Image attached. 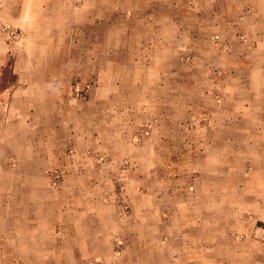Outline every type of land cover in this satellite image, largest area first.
I'll return each instance as SVG.
<instances>
[{
    "label": "rangeland",
    "instance_id": "1",
    "mask_svg": "<svg viewBox=\"0 0 264 264\" xmlns=\"http://www.w3.org/2000/svg\"><path fill=\"white\" fill-rule=\"evenodd\" d=\"M162 5L172 11V23L159 27V41L143 45L150 47L151 59L115 58L106 75L102 45L80 43L77 59L69 61L77 71L69 92L72 117L80 134H92V148L69 144L60 167L11 156L0 160L3 259L10 243L14 264L28 260L29 247L40 244L76 252L78 264L164 261L171 253L180 257L183 245H201V254L220 258L221 245L243 239L221 229L230 227L231 204L240 201L234 186L245 185L250 167H264V0ZM39 126L8 127L31 137ZM0 152L1 158L5 149ZM40 158L31 156L35 163ZM92 194L120 209L122 235L112 231L102 241L46 235L39 219L44 213L31 211L61 197L80 208ZM12 212L13 236L6 220ZM79 229L86 230H55ZM263 229L254 223L251 238L264 243Z\"/></svg>",
    "mask_w": 264,
    "mask_h": 264
},
{
    "label": "crops",
    "instance_id": "2",
    "mask_svg": "<svg viewBox=\"0 0 264 264\" xmlns=\"http://www.w3.org/2000/svg\"><path fill=\"white\" fill-rule=\"evenodd\" d=\"M167 6L162 5V0H0V126H6L0 127V150L5 149L0 160L11 156L8 160L60 167L69 144L75 149L92 148V134L79 133L70 107V83L77 75L70 62L77 59L78 44L102 45L101 67L106 75L110 74V61L115 58L128 60L127 63L151 59L154 54L150 47L143 49V45L159 41V27L172 23V11ZM162 41L167 43L165 39ZM113 45L118 46L117 52L111 51ZM120 66L125 68L126 63ZM15 122H38L40 126L33 136L25 137L10 131L8 126ZM32 140L38 143L28 142ZM31 156L42 159L35 163ZM257 168L255 171V167H250L245 173V185L234 186L240 201L231 204L232 221L230 227L221 229V234L243 236V239L221 245L219 252L223 256L201 254L205 249L201 245H183L180 257L175 258L171 253V258L164 261L127 259L125 264H255L259 259L264 262V243L251 238L254 223L264 225V167ZM96 195L92 194L89 202L80 208L71 199L61 197L63 201L35 205L31 211L44 213L45 217L39 219L43 220L40 226L47 230L46 235L80 234L101 241L109 238L112 231L122 235L120 209ZM77 214L81 215L80 221ZM13 219V212L7 215L11 236ZM79 226L86 230H55H77ZM40 245L29 247L32 253L24 255L28 260L16 264H78L76 252ZM12 246V243L6 245L4 259L0 254V264H14ZM185 251L189 254H184Z\"/></svg>",
    "mask_w": 264,
    "mask_h": 264
},
{
    "label": "built area",
    "instance_id": "3",
    "mask_svg": "<svg viewBox=\"0 0 264 264\" xmlns=\"http://www.w3.org/2000/svg\"><path fill=\"white\" fill-rule=\"evenodd\" d=\"M262 234H264V229L262 230ZM115 254H116V251H115ZM87 264H99V263H87ZM103 264H113V263H103Z\"/></svg>",
    "mask_w": 264,
    "mask_h": 264
}]
</instances>
